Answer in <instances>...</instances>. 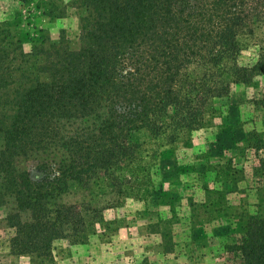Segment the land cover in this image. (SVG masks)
Segmentation results:
<instances>
[{"label":"trees","instance_id":"obj_1","mask_svg":"<svg viewBox=\"0 0 264 264\" xmlns=\"http://www.w3.org/2000/svg\"><path fill=\"white\" fill-rule=\"evenodd\" d=\"M72 5L77 48L41 36L24 53L0 25V207L14 229L10 253L29 264H53L56 240L86 246L100 232L109 242L117 228L104 212L150 198L181 137L219 115L233 86L264 76V44L254 64L238 62L241 39L264 27V0ZM251 103L264 107V87ZM244 141L243 151L258 148L254 134ZM202 189L201 206L220 210V192ZM240 208L223 264H264V203Z\"/></svg>","mask_w":264,"mask_h":264},{"label":"rangeland","instance_id":"obj_2","mask_svg":"<svg viewBox=\"0 0 264 264\" xmlns=\"http://www.w3.org/2000/svg\"><path fill=\"white\" fill-rule=\"evenodd\" d=\"M73 1L0 0V25L21 41L24 53L41 36L51 42L64 39L77 48L79 11ZM263 44L264 27L242 38L239 64H254ZM263 87L264 76L249 85L233 86L229 99L217 103L219 115L207 118L201 130L181 137L173 147V157L159 162L150 198L127 200L122 207L104 212L107 221H114L111 228H117L109 242L99 232L78 251L81 257H76L70 250L79 245L56 240L53 264H223L221 247L237 237L231 234V224L241 213V205L253 213L258 203H264V168L259 161L264 160V107L251 103L261 99ZM247 134L258 139V148L245 151ZM218 164L229 165L218 173L208 168ZM25 166L31 168L30 163ZM192 170L197 174H189ZM205 185L220 192L216 199L220 210L201 206L207 195L202 189ZM75 199L73 194L63 198L65 202ZM6 212L0 207V264H29L27 256H13L9 251L14 229L6 226Z\"/></svg>","mask_w":264,"mask_h":264},{"label":"crops","instance_id":"obj_3","mask_svg":"<svg viewBox=\"0 0 264 264\" xmlns=\"http://www.w3.org/2000/svg\"><path fill=\"white\" fill-rule=\"evenodd\" d=\"M85 246H73V250H70L71 251V253L73 254V256H76V257H81L79 254H78V251L80 250V249H82V248H84Z\"/></svg>","mask_w":264,"mask_h":264}]
</instances>
